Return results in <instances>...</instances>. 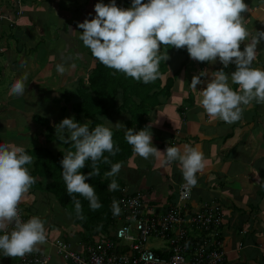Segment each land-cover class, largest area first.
<instances>
[{
  "label": "crops",
  "instance_id": "obj_1",
  "mask_svg": "<svg viewBox=\"0 0 264 264\" xmlns=\"http://www.w3.org/2000/svg\"><path fill=\"white\" fill-rule=\"evenodd\" d=\"M124 1L129 4L128 0ZM97 2L102 0H20L21 12L17 15L18 6L11 0H0V13L16 21L10 25L8 20H0V143L22 146L24 149L43 145L53 152L62 148L60 142L45 143L41 136L39 140V132H32V128L44 129L37 122L40 111L43 112L40 115L53 128L57 125L56 118L58 122L62 118H71V114L51 117L57 111L56 106L59 107L56 88L53 86L58 81H53L52 76L65 74L58 72L56 66L62 64L66 69L65 59L69 57L63 52L72 46V40L76 42V35L83 31L78 23L96 15L94 5ZM116 2L117 6L121 4L118 0ZM246 4L248 12L242 14L247 17L244 20L245 26L253 18L258 20L257 30L264 31V14L252 8L247 0ZM250 39L246 42H250ZM54 40L56 47L52 45ZM240 47L243 50V42ZM44 52H47L46 58ZM166 52L169 58L166 60L168 70L164 76H172L176 72L170 95L146 115L145 125L135 130L151 125L152 143L162 151L163 167L161 173H158L160 177L153 180V171L145 170L143 172L148 173L146 176L135 174L137 163L130 162L129 157L122 163L118 174L120 180L127 186L129 193H139L144 198L152 199L170 198L166 207L153 205L157 213L164 212L178 201V183L184 182V179L178 161L165 163L163 150L167 146H179L181 149L185 145L198 147L203 153L205 168L197 174L198 183L192 189L190 200L185 203L187 209L198 210L203 206L218 208L221 214L219 238L225 251L226 264H264V104L253 101L244 107L242 119L231 124L210 117L199 104L202 88L210 77H201L203 83L196 88L191 85L192 78L201 71L211 75L223 69L230 74L235 71L236 65L230 64L225 68L217 59L215 63L207 62L204 66L191 58L183 65V52L176 51L175 47L164 49ZM175 53L178 56L174 58L175 66L171 67L170 59H173ZM74 55L84 60L85 71L80 69L79 75L75 76L76 70L81 68L75 64L69 74L74 76V86L69 94L76 90L78 84L81 89L86 86V78L94 65L92 57L77 48L74 49ZM39 63L43 67L48 64L50 71L36 72ZM252 67L264 69V41L257 45V56ZM23 77H26V91L21 96L12 95V84ZM229 85L233 90L238 89V85L231 83L230 77ZM74 99L73 96V100L68 103L70 106L75 102ZM116 123L121 125L120 118L112 123L107 122V125L117 128ZM44 131L45 137L46 129ZM26 133L30 136L28 140ZM33 138L35 142L30 141ZM26 167L30 171L32 164ZM36 179L41 182V191L32 186L19 204L26 220L33 216L40 217L45 223L46 236L66 238L69 242L67 236H70L71 241H77L70 243L77 245L76 249L80 250L84 244L79 238L81 227L66 208H56L57 200L45 190V181L39 177ZM97 236L95 234L92 238ZM39 251L51 254L49 264H68L47 243L40 245ZM17 262L18 258L3 256L0 252V264Z\"/></svg>",
  "mask_w": 264,
  "mask_h": 264
},
{
  "label": "clouds",
  "instance_id": "obj_2",
  "mask_svg": "<svg viewBox=\"0 0 264 264\" xmlns=\"http://www.w3.org/2000/svg\"><path fill=\"white\" fill-rule=\"evenodd\" d=\"M94 11L92 19L78 23L83 29L80 39L107 68L137 82L153 83L159 77L160 61L169 58L167 52L161 55V46L186 48L195 61L215 63L219 59L225 68L236 65L230 74L220 69L211 75L201 71L193 76L194 88L203 83L201 77H210L199 100L210 117L231 124L242 119L244 107L253 101L264 104V69L252 67L257 45L264 41V31L256 30L253 34L245 26L242 14L248 12V5L244 0H132L129 8L118 7L115 0H110L108 4L97 2ZM249 37L250 42H246ZM56 68L65 72L62 64ZM229 77L232 84L238 85L237 90L230 87ZM25 80L26 77L17 79L10 93L23 95ZM89 124L90 121L80 123L66 117L54 126L60 140L71 143L75 149L64 155L60 163L78 216L82 205L77 194L89 202L91 210L102 207L95 187L86 182L87 177L100 175L98 164L111 166L104 173L105 178L117 176L122 167V163H112L109 158L120 151L114 144L112 130L102 124L90 129ZM116 126L121 127L119 123ZM150 127L139 131L127 128L124 133L126 142L143 159L159 158L162 153L152 143ZM163 154L166 163L178 161L181 165L186 189L197 185V174L205 168L198 147L167 146ZM89 161L92 170L86 176L79 170ZM33 163V157L22 146L0 143V252L6 257L23 258L46 243L44 221L38 216L24 221L19 209L23 196L36 182L26 167ZM108 190H119L115 179L108 184ZM112 207L114 214H119L116 201Z\"/></svg>",
  "mask_w": 264,
  "mask_h": 264
},
{
  "label": "trees",
  "instance_id": "obj_3",
  "mask_svg": "<svg viewBox=\"0 0 264 264\" xmlns=\"http://www.w3.org/2000/svg\"><path fill=\"white\" fill-rule=\"evenodd\" d=\"M247 1L252 6L254 3L264 4V0ZM144 2L146 3L147 0H144ZM161 47V55L165 54L164 49L171 50L174 48L172 46ZM176 51L185 54L182 61L184 65L187 59H190L187 49L181 48L176 49ZM90 54L94 65L86 78V86L83 89L77 87L71 94L64 92L60 97L56 96V101L63 102L60 111H65L66 104L71 102L74 96L75 102L71 103L69 112L71 118L80 123L90 121V129L98 124L109 127L113 132L114 144L120 148L115 156L109 158L112 163H124L132 152V146L124 138L125 131L127 128H132L135 131L136 128L145 125L146 115L169 97L176 72L172 76L165 77L168 65L167 61L161 60L158 79L153 83L145 84L142 81L137 82L131 77H126L123 73L116 72L114 69L107 68L92 55L91 51ZM162 76L165 77L164 81ZM117 118H120L121 121L120 128L107 125V122H115ZM37 122L46 129L45 143L60 142L62 148L56 152L43 145L25 149L27 154L31 155L34 160L30 174L35 177L36 182L32 186L34 188L41 186L36 177L45 181V190L53 194L56 200L73 215L75 223L81 227V231H79L80 241L88 242L93 239L92 237L95 234H110L111 227L115 226L113 201L117 202L123 193L128 192L127 186L123 185L119 178L115 179L116 176L105 178L104 173L109 171L111 166L102 162L99 163L100 175L87 177L86 182L95 187L102 207L95 211L91 210L89 202L77 194L76 199H79L82 205V211L78 216L74 201L67 193L60 163L64 155L69 151H75L74 146L71 143H63L56 135L55 127L50 126L44 116L38 114ZM105 155H108V153H105ZM91 170V161H89L79 171L87 176V173ZM113 179L119 184V190L109 191L108 184Z\"/></svg>",
  "mask_w": 264,
  "mask_h": 264
},
{
  "label": "built area",
  "instance_id": "obj_4",
  "mask_svg": "<svg viewBox=\"0 0 264 264\" xmlns=\"http://www.w3.org/2000/svg\"><path fill=\"white\" fill-rule=\"evenodd\" d=\"M11 2L18 6L19 15L20 0ZM0 20H8L10 25L16 22L15 18L1 13ZM184 185L185 182L178 183V201L159 213L141 194L123 193L117 200L119 214L113 212L116 225L111 234L83 242L80 250L62 237L46 236V243L68 264H226L219 238L218 208L187 209L185 202L193 187L189 190ZM20 215L27 221L21 209ZM150 239H159L161 243L153 247L148 242ZM50 261V253L38 250L18 258L17 264Z\"/></svg>",
  "mask_w": 264,
  "mask_h": 264
},
{
  "label": "rangeland",
  "instance_id": "obj_5",
  "mask_svg": "<svg viewBox=\"0 0 264 264\" xmlns=\"http://www.w3.org/2000/svg\"><path fill=\"white\" fill-rule=\"evenodd\" d=\"M121 4L118 6V7H122V8H129V7H131V5H132V0H128V2H129V4H127L124 0H118ZM102 2H103V0H102ZM115 2H116V0H115ZM245 3H246V0L244 1ZM104 3H110V0H104ZM116 4H118L117 2H116ZM89 7H90V5H89ZM251 7L252 8H256V9H259L260 10V12H262L263 14H264V4H255L254 3V5L252 6L251 5ZM252 13H254V12H252ZM88 14L90 15L89 17H91L92 16V12H91V10L89 9V11H88ZM249 15H251L250 13H249ZM249 17V16H248ZM252 17V16H251ZM245 19H247V17H244V20ZM249 20V19H248ZM252 20H254V21H252ZM252 20H250L249 21V23H248V25L246 26L247 27V29L250 31V32H255V30H257L258 29V27H259V24H258V20L257 21H255V19H253L252 18ZM81 34L82 33H78L77 35H76V42L75 41H73L72 40V46L71 47H68L63 53H65L66 55H67V57H69V58H67V60L65 59V61L67 62V64H66V69H65V74L64 75H55V76H52V80L53 81H58L57 83H54L53 84V86H55V88H56V95L57 96H61L64 92H66V93H69L70 91H71V89H72V86H74V84L72 83V77H74V76H70L69 74L71 73V70L74 68V66H75V64L76 65H78V66H80L81 68H78L77 70H76V72H75V76H78L79 75V73H80V69H82L83 71H85V68L83 67V66H85V65H83L84 64V60L80 57V56H78V57H76L75 55H74V49L75 48H77L78 49V51H80V52H83L85 55H88V56H91V54L89 53L90 51H89V49L87 48V47H85L84 46V44H79V43H83V41L80 39V36H81ZM57 39H60V38H57ZM52 45L54 46V47H56V41L54 40L53 42H52ZM71 48V50H69ZM46 53L47 52H44V56H45V58H46ZM178 55H177V53H175L174 55H173V59H170V62H171V67H174L175 66V63H176V60L174 59L175 57H177ZM197 63L198 64H200V63H202L204 66L207 64V62H199V61H197ZM199 67H201V65H198ZM48 69V71H50V68L48 67V64L45 66V67H43L42 66V64L41 63H39V66H38V68L36 69V72H38L39 70H43V71H45L46 72V70ZM33 72H35L34 70H33ZM35 72V73H36ZM82 74H85V73H82ZM162 79H163V81H164V79H165V77L164 76H162ZM50 82H52V81H50ZM63 82V84L61 85V83ZM42 84H44V85H46V83H42ZM77 87H79L80 88V85L78 84V86ZM72 92H74V91H72ZM76 96V95H75ZM48 97V96H47ZM61 103L63 104V102H58L57 104H58V106L59 107H57L56 106V108H57V111L51 116V117H53V116H56V117H58V116H62L63 115V117L64 116H67L68 114H69V112H70V109H71V106L69 105V104H66V110L65 111H60V108H61ZM39 114H43V112L42 111H40V112H38ZM66 113V114H65ZM56 120H58L59 121V119L58 118H56ZM57 121V124L59 123ZM23 126H24V128L25 129H28V127H27V125H25V124H23ZM39 132V140H41L40 139V136H41V138H44V129H38L37 127H34V128H32V132ZM38 134V133H37ZM41 134V135H40ZM26 137H27V140L29 139V137L30 136H28L27 135V133H26ZM156 138V137H155ZM153 139V138H152ZM31 142H35L36 141V139L35 138H33L32 140H30ZM164 142V141H163ZM170 142V141H169ZM26 144H27V142H26ZM162 147V146H161ZM163 148V147H162ZM164 149V148H163ZM164 151V150H163ZM130 157V158H129ZM129 158V161L130 162H136L137 163V166H136V173L135 174H139V176H141V175H144V176H146L148 173H144L143 171L145 170V171H153V175H152V179L153 180H157V179H159V177H160V174H158V173H161V171H162V167H163V157H162V153H161V156L159 157V158H154V157H149L148 159H143V158H141V157H139L134 151H133V149H132V152L130 153V155L127 157V159ZM135 174H133V176L135 175ZM132 176V177H133ZM119 178V180H120V176L119 175H117L116 177H115V179H118ZM121 181V180H120ZM122 182V181H121ZM38 190H40L41 191V188H40V186H38V187H36ZM129 190H131V188L129 187ZM146 199H147V201L149 202V204L152 206V205H155V206H164V207H166L167 205H168V203H169V201H170V198L169 199H167L166 197H163L162 199H160V198H156V199H152V198H150V197H146ZM62 205L57 201L56 202V208H58V209H60V210H62ZM154 211H155V209H153ZM156 212V211H155ZM111 232V231H110ZM102 235H103V237H105V234L104 233H101ZM72 236V235H71ZM64 237H66V236H64ZM68 237V239L70 240V242H73V241H71V239H70V236H67ZM66 239V238H65ZM153 247L154 246H158L160 243H161V240H159V239H150L149 241H148ZM73 243H77V241H75V242H73ZM72 244V243H71ZM72 247L74 248V249H76L77 248V245H75V244H72Z\"/></svg>",
  "mask_w": 264,
  "mask_h": 264
},
{
  "label": "bare ground",
  "instance_id": "obj_6",
  "mask_svg": "<svg viewBox=\"0 0 264 264\" xmlns=\"http://www.w3.org/2000/svg\"><path fill=\"white\" fill-rule=\"evenodd\" d=\"M191 192H192V191H191ZM177 198H178V192H177ZM190 198H191V193H190V195H189V198L186 200V202L189 201ZM186 202H185V203H186ZM113 219H114V218H113ZM115 225H116V223H115ZM113 227H114V226H113ZM113 227H111V229H113ZM111 232H112V230H111ZM111 232H110V234H111Z\"/></svg>",
  "mask_w": 264,
  "mask_h": 264
}]
</instances>
